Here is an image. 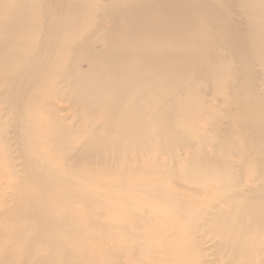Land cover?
Masks as SVG:
<instances>
[{"label": "rangeland", "instance_id": "rangeland-1", "mask_svg": "<svg viewBox=\"0 0 264 264\" xmlns=\"http://www.w3.org/2000/svg\"><path fill=\"white\" fill-rule=\"evenodd\" d=\"M140 1L0 0V264H31L33 258L46 261L41 264H231L237 250L224 239L259 234L257 223L232 206L260 205L252 198L264 186V152L257 150L255 132L247 126L254 114L245 113L257 99L264 125V0H215L216 14L187 18L198 37L213 41V61L200 53L185 58L183 66L177 63L184 67L180 72L176 57L158 63L161 57L154 56V65L144 66L152 78L125 93L143 88L150 103L143 117L152 121L156 107L167 105L171 122L155 115V124L147 120L139 129L141 145L129 146L124 121L125 132L108 129V119L123 116L92 103V92L69 90L67 80L73 64L82 81L93 72L106 76L110 69L104 66L112 62L120 68L130 49L110 50L109 36L124 32L111 31L113 15L140 11ZM229 33L231 41L224 37ZM239 45L252 61L246 107L235 52ZM259 56L261 61L253 62ZM197 60L201 66L192 70ZM138 68L131 61L126 75ZM24 70L32 75L18 79L15 74ZM29 80L21 112H11L16 81ZM171 82L182 86L174 92ZM75 163L77 175L63 174ZM199 165L205 174L217 171L220 177L184 178ZM38 221L49 228L41 237L47 244L36 236ZM58 241L65 255L60 251L51 259ZM255 248L264 253V243ZM261 257L244 264H264Z\"/></svg>", "mask_w": 264, "mask_h": 264}, {"label": "bare ground", "instance_id": "bare-ground-1", "mask_svg": "<svg viewBox=\"0 0 264 264\" xmlns=\"http://www.w3.org/2000/svg\"><path fill=\"white\" fill-rule=\"evenodd\" d=\"M140 0H137V2ZM140 1L139 4V10L137 11H124V10H117L115 14L113 15L111 30L115 35L116 32L114 29H120L123 28L124 32L120 31L116 36H109V40L107 41L110 45V50H112L114 53L117 52V50L122 49L125 47L126 49H130V53H128V56L125 54L122 55L121 62H120V68H118V64L115 62H112L111 65L104 67H109L110 71L109 74L106 76H102L98 74V72H93L91 75L87 76V80L85 79L82 81L80 79V75H78V69L75 71V66H78L77 64L72 65V72L70 73L69 80H67V84L69 85V90L73 92H79L81 95V92H88L94 94V100L92 103L97 102L98 105H102L104 103L105 106H108L109 108H106V111L109 114H114V116H123L120 121L114 122L112 117L109 120L108 123V129H110V132L120 134L121 131L128 132V136L130 139L129 146H139L142 143V140H139L137 137L140 133L141 125H143L147 120H149L150 123L155 124V115H158V119L161 120V117H163V121L170 123V113L169 110L166 108L167 105L162 108L161 110H154V115L152 121L148 118H144V114L148 113V109L150 107V103L146 104L144 97V90L143 88L141 90L137 89L135 94L128 95L125 93L126 91H129L130 89H136L133 84L137 83L141 80L144 81L147 80L149 77V73L145 71L144 66L146 65H154L153 60L154 56H158V59L156 62L160 63L164 60L165 56L171 55L172 57H176L175 60V66H177L179 62H181L182 66L184 64L185 58H194L198 57L196 55L201 53V56H205L208 63H210V58L214 55L210 51L212 48L209 49L211 45H213L212 40H206L203 37H198V30L197 27H194V24L191 20H187V18H196V14H203L204 11H215V14L218 12V4L215 0H144ZM126 9V8H125ZM123 11V12H122ZM194 11V12H192ZM120 19L119 22H117ZM176 19L180 20V25L174 26V24H171L172 21ZM167 21V24L169 26H164L167 24H164V21ZM66 21V20H65ZM137 27H141V31L137 32L135 29ZM58 35V34H57ZM225 39L228 41H231L233 38V35L231 33L224 35ZM57 40V39H56ZM149 42H152L149 44ZM131 44L132 47L128 48V45ZM144 44V45H143ZM134 46V48H133ZM161 47V48H159ZM136 48H140L141 51H139ZM148 51H146V49ZM75 49V48H74ZM157 49H160V54L154 55L157 51ZM162 50V51H161ZM179 50L178 56H174L173 54H170L171 51L177 53L176 51ZM236 57L240 61V65L238 67L239 71L241 72L243 77V80L241 82V103L245 101V98L243 95L248 92V87L252 86V79L251 76H253L250 68L248 66L250 65L248 58H245V47L244 46H237L236 47ZM24 53L21 52V56L23 58ZM204 57V58H205ZM260 56L258 58H253V62L261 61L259 60ZM82 58H76L77 61L81 60ZM162 59V61H161ZM258 59V60H257ZM200 60V59H199ZM199 60H197L195 63L191 65L192 70H196L200 68L201 63H197ZM8 66L9 59L5 58L3 60ZM41 61V60H39ZM132 61V64L137 65L139 68L137 70H133L132 74L126 75L129 71V64ZM87 62V61H86ZM78 63V62H77ZM207 63V66L209 64ZM179 68V65L177 66ZM184 68V67H183ZM182 67L179 68L180 72ZM30 70H24L22 73H17L15 76L18 79L26 78L28 75H32ZM75 71V72H74ZM125 71V75H123V72ZM108 72V71H107ZM246 76V77H245ZM31 77V76H30ZM189 78V73L186 72L184 74V81L186 82ZM18 81H16L15 85V92L14 95H12V100L10 99V111L16 114H19V111L21 112V107L23 106V99L25 98L26 94L28 93V90L30 89V80L27 81L25 84H17ZM64 82V80H61V83ZM170 86L172 90H175L178 87L182 86V82H179L177 84L170 83ZM112 89V92L109 93L105 97H101L100 94L97 95V93H101L104 90ZM161 90L160 88H156L155 91ZM172 90L167 89V92L172 93ZM27 91V93H25ZM154 91V92H155ZM85 94V93H84ZM147 92H145V95ZM78 97L82 96H75L74 98L77 99ZM19 99L22 101L19 102ZM144 99V100H143ZM157 103V102H156ZM246 104V105H245ZM259 101L255 100V105L253 103H250V107L246 109V114H254L252 115V118L248 120V128L255 132V140L257 143V150L260 152H264V125L261 121L262 117V110L258 108ZM243 105L246 107L248 104L246 101L243 103ZM159 106V105H158ZM255 107V109H253ZM258 108V109H257ZM9 111V113H10ZM125 114V116L123 115ZM110 115V116H111ZM161 115V116H160ZM125 123L124 130L122 128L123 122ZM250 124V126H249ZM104 126V125H103ZM16 127V126H15ZM124 131V132H125ZM162 135H167L168 137L172 138V133L167 132L166 130L161 132ZM108 140V138H107ZM106 144V143H105ZM108 144V141H107ZM118 145V144H115ZM114 146V144H113ZM262 152V153H263ZM264 159V157H263ZM263 164V163H262ZM30 169V166H28V170ZM65 169V168H64ZM77 166L75 163V166H66L65 173H71L74 175H77ZM80 170V169H79ZM196 174L197 177H193L192 173ZM261 173V172H260ZM199 178V180L204 179H211L215 180L217 177H220L217 175V171H211L209 174H205L204 167H201L200 165L194 170H189L184 178ZM30 179V175L28 176ZM27 178V179H28ZM188 180V179H187ZM253 201L260 202V205L258 206H250L252 203H243L241 207L232 206L234 210L245 212L246 216H249L250 222L254 223L256 225L257 232L259 234L255 235V238L246 237L243 239H232L231 241L227 242V238L224 239L228 245L232 244L234 249L237 250V253L234 254V257L230 260L231 264H244L245 262H248V259L251 260H260L261 255L264 257V253L261 250H256V246H260L262 243H264V186L263 188L259 189L257 193L254 194V197L252 198ZM164 203H168L169 200H162ZM30 207V206H28ZM35 211V208L32 209V215ZM39 212L35 214V216H39ZM261 224H259V223ZM36 222L35 227L37 228L36 236L37 238H40L39 242H44V244L49 243V241L42 240L41 237H47L49 228L41 222ZM245 235H248L247 232L243 233ZM263 236L258 237L257 236ZM227 237V235L225 236ZM233 238V237H231ZM47 242V243H46ZM222 244H225L222 242ZM50 248L52 249V245L50 244ZM53 250L50 254L51 259L57 258L59 252L61 251L63 255H65V249L63 247V243L61 242H54L53 243ZM61 253V254H62ZM242 254V255H241ZM42 262H46L40 258H33L30 263L31 264H41Z\"/></svg>", "mask_w": 264, "mask_h": 264}]
</instances>
